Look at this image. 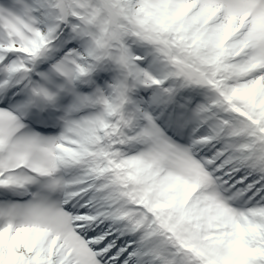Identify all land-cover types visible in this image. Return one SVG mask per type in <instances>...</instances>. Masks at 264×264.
Masks as SVG:
<instances>
[{"label":"snow or ice","instance_id":"obj_1","mask_svg":"<svg viewBox=\"0 0 264 264\" xmlns=\"http://www.w3.org/2000/svg\"><path fill=\"white\" fill-rule=\"evenodd\" d=\"M0 264H264V0H0Z\"/></svg>","mask_w":264,"mask_h":264}]
</instances>
